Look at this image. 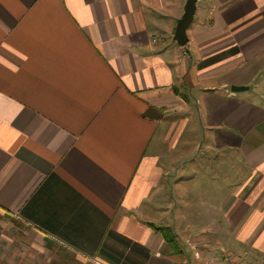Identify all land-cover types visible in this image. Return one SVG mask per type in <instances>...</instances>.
<instances>
[{"label": "crops", "instance_id": "1", "mask_svg": "<svg viewBox=\"0 0 264 264\" xmlns=\"http://www.w3.org/2000/svg\"><path fill=\"white\" fill-rule=\"evenodd\" d=\"M184 3L0 0V264L264 259V0H196L178 45ZM191 118L244 177L179 161Z\"/></svg>", "mask_w": 264, "mask_h": 264}, {"label": "rangeland", "instance_id": "2", "mask_svg": "<svg viewBox=\"0 0 264 264\" xmlns=\"http://www.w3.org/2000/svg\"><path fill=\"white\" fill-rule=\"evenodd\" d=\"M199 85H204V83L199 82ZM250 86L249 89L246 90V92H253L254 85H248ZM258 89L261 93L264 94V83L258 85ZM256 99L259 100L257 97ZM192 114V113H190ZM193 115V114H192ZM194 116V115H193ZM204 131L201 127V122L199 118H191L190 122L187 123V127L185 128L183 132V136H181L179 142L175 145V150L181 153V158L179 159L180 162L189 165L190 163L195 165L200 164H207L208 168L212 172L213 178L215 179H221L225 183L233 184L238 178L245 176V169L243 168L242 162L240 157L236 153H227V151H219L217 152L215 149L213 150H207L206 149V141L204 136ZM184 136L187 137V141L184 139ZM195 140L198 143L199 149H197L194 145ZM173 150L170 151L171 154H173ZM200 167V166H199ZM178 168V167H177ZM199 172L197 174V178H201L202 181L199 183V188L201 191L207 195V193L210 190V187L207 185L209 182H205L204 178L207 177L205 174V171L202 169H198ZM186 177V175H183ZM191 177V176H188ZM207 183V184H206ZM209 197H212V193L208 194ZM184 221V220H183ZM187 230V229H186ZM172 231V229H171ZM173 232V231H172ZM206 238H210L213 241V244L215 245L216 242H218V246L220 247L221 242L223 243V240H220L217 235H211V234H204L202 235ZM182 241V240H181ZM184 246V245H183ZM185 253L188 254V258L194 259L193 250L190 248V246H187V249H185ZM220 254L221 252L216 250V256Z\"/></svg>", "mask_w": 264, "mask_h": 264}, {"label": "water", "instance_id": "3", "mask_svg": "<svg viewBox=\"0 0 264 264\" xmlns=\"http://www.w3.org/2000/svg\"><path fill=\"white\" fill-rule=\"evenodd\" d=\"M196 9V0H185L183 5V12L177 19L174 28L173 39L178 45H185L188 41L186 30L191 24ZM245 85H231V92H239L247 89Z\"/></svg>", "mask_w": 264, "mask_h": 264}, {"label": "trees", "instance_id": "4", "mask_svg": "<svg viewBox=\"0 0 264 264\" xmlns=\"http://www.w3.org/2000/svg\"><path fill=\"white\" fill-rule=\"evenodd\" d=\"M157 110L152 108V107H148L145 111V113L143 114L144 116H149V117H154L156 115ZM156 230H158L162 236L165 238V240L167 241V243L173 247V249H176L177 247V242L175 239V235L173 234V232L171 231V228H169L168 226H157L155 227Z\"/></svg>", "mask_w": 264, "mask_h": 264}, {"label": "built area", "instance_id": "5", "mask_svg": "<svg viewBox=\"0 0 264 264\" xmlns=\"http://www.w3.org/2000/svg\"><path fill=\"white\" fill-rule=\"evenodd\" d=\"M225 264H237V263H235L234 261H232L230 259H226ZM252 264H264V259L258 260Z\"/></svg>", "mask_w": 264, "mask_h": 264}]
</instances>
